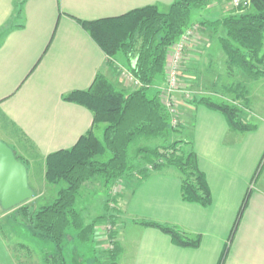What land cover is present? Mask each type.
<instances>
[{"label": "crops", "instance_id": "0c3cea01", "mask_svg": "<svg viewBox=\"0 0 264 264\" xmlns=\"http://www.w3.org/2000/svg\"><path fill=\"white\" fill-rule=\"evenodd\" d=\"M173 2L0 0L2 141H19L22 150L44 162L50 154L71 149L91 130L95 134L99 128L101 133V125L93 127L90 111L63 101V96L89 89L98 74L117 86L113 63L120 58L109 59L77 20L116 18L147 6L162 11ZM229 6L227 0L216 1L195 11L192 21L196 24L216 20L232 11ZM215 43V38L202 27L185 52L182 63L187 65H182V75L191 68L195 79L200 71L207 72L216 59L223 60ZM242 85L246 103L264 95V78L246 80ZM259 108L264 111V105ZM179 124L181 132L172 140L191 146L205 176L211 204L202 207L184 202L180 195L181 176L173 168L152 173L141 183L121 181L125 192L118 198L121 203L114 239L119 247L116 264H219L227 246L223 264H264V122L256 121L252 131H236L222 113L181 102ZM261 165V174L255 181L258 186H251ZM247 195V206L229 243ZM144 221L200 236V244L195 249L178 247L159 230L137 224ZM96 233L93 229L100 262L109 264L108 248L100 243L106 241L105 234Z\"/></svg>", "mask_w": 264, "mask_h": 264}, {"label": "trees", "instance_id": "16d2710c", "mask_svg": "<svg viewBox=\"0 0 264 264\" xmlns=\"http://www.w3.org/2000/svg\"><path fill=\"white\" fill-rule=\"evenodd\" d=\"M216 1L219 0H174L162 11L147 6L116 18L77 20L109 59L119 57L125 61L127 69L141 86L131 91L123 90L98 74L89 89L63 96V101L90 111L93 127L102 125V130L100 137L91 130L71 149L45 158L44 181L56 188L53 200H46L34 211L23 204L16 207L17 215L12 220L28 228L33 238L54 245V255L42 254L43 264L57 261L64 264L62 251L64 242L70 240L71 229H80L78 235L82 239L87 232L93 233L97 224L114 222V214H108L83 227L76 204L82 188L91 182H99L107 189L109 201L112 188L121 181L141 183L152 173L173 168L181 176L180 195L184 202L202 207L211 204L205 176L197 166L191 146L181 140H172V136L181 132V125L176 128L170 125L169 114L157 88L165 83L170 50L192 25H198L200 29L205 27L215 38L218 50L224 56L228 76L240 75L251 81L264 78V0H250L247 9L232 10L213 21L193 23L195 11L204 10ZM226 92L235 95L234 101L241 100L246 104L242 84L233 82L226 87ZM189 103L222 113L232 130L247 132L255 129V125L244 121L242 110L236 103L195 96ZM137 140H155L156 143L147 147ZM132 144L134 153L129 157ZM247 202L248 195L241 205L229 243ZM137 224L159 230L181 248L195 249L200 244V236H189L168 225L152 221ZM108 241L112 246L107 255L109 264H116L119 247L112 231L108 233ZM227 249L228 246L219 264H223Z\"/></svg>", "mask_w": 264, "mask_h": 264}, {"label": "rangeland", "instance_id": "374dc122", "mask_svg": "<svg viewBox=\"0 0 264 264\" xmlns=\"http://www.w3.org/2000/svg\"><path fill=\"white\" fill-rule=\"evenodd\" d=\"M229 8L233 10L232 7L229 6ZM198 31L194 37L199 35L202 29H199ZM215 45L217 46V43H215ZM218 52L222 55L223 60L216 59V61L212 63L213 66L207 72L206 70L200 71V73H198L199 75L195 76V79L193 78L195 74L193 75L194 72L191 68L185 70L187 73L185 76L181 73V86H188L193 92V96L197 98L205 97L216 101L236 103L235 105H238L241 108L243 119L247 123L254 125L256 121L264 122V111L261 112V109L259 108L261 105H264V95L260 94L256 100L245 104L244 101L241 100L234 101L235 95L226 92V87H228L231 83L235 82L242 84L246 81V79H243L240 75H236L234 78L228 76L224 65V56L221 50ZM116 62L117 63L113 64L117 70L116 76L119 81L117 86L127 91L134 89L132 85H130V83L121 75L120 68L123 67L126 69L127 64L122 58ZM181 65H183V63H181ZM186 65L184 64L183 66ZM189 72H192V74ZM262 90L264 91V88ZM257 91L261 92V90ZM245 93L246 90H244V99L246 97ZM258 117H261L262 120L259 121ZM98 130L99 128L95 134L100 137L99 135L101 133ZM0 136L2 137L4 135L1 133ZM1 137L0 141H2ZM2 142L10 149L14 150L16 155L26 164L27 169L29 170L28 183L34 191V196L32 199L23 203V205L28 206L31 211H34L42 206L46 200H53L52 198L55 195L56 188L47 185L44 181V162L40 159H36V157L32 156L31 153H27L22 150L20 148L19 141L16 142V140L5 138V141ZM136 142H140L141 145L147 147H152L156 143L155 140H137ZM8 144H12L13 146L10 147ZM133 145L134 144L129 147V157L134 153ZM261 168L262 165L258 169L251 186H258L255 181L261 174ZM119 184L112 188V194L109 195V201H107V189L99 182H91L84 186L77 199L76 209L80 215L83 227L90 225L93 220L98 217L114 214L115 220L113 223L108 221L101 222L94 227V229L97 230L96 234H99L100 236L105 234L104 238H106V241H102L100 243H102V246H106V248H108V244L111 246V243L108 241V233L112 231L115 239L116 230L120 223L117 220L119 203H121L118 198L124 195L125 187ZM123 184H125L124 181ZM16 215V208L7 212H3L0 209V264H43L44 254L50 253V256L55 254L54 245L33 238L28 228L18 225L12 220L13 218H16ZM109 228L110 231L108 230ZM80 232V229L70 230V240H66L64 242L62 251V255L65 260L64 264H101L93 240L95 236H93L92 232H87L85 237L81 239L78 235ZM108 251H110L109 248ZM51 264L63 263L57 261L51 262Z\"/></svg>", "mask_w": 264, "mask_h": 264}, {"label": "built area", "instance_id": "2783aa9c", "mask_svg": "<svg viewBox=\"0 0 264 264\" xmlns=\"http://www.w3.org/2000/svg\"><path fill=\"white\" fill-rule=\"evenodd\" d=\"M227 2L235 11H242L250 6V0H227ZM199 29L200 27L198 25H192L172 47L167 57L165 83L157 88L160 100L169 114L170 125L173 128H176L179 125V108L181 102H189L193 97V92L188 86H181V63L183 62L188 45L193 39L197 38L198 35L196 37L194 36ZM120 70L122 77L126 79L134 89L141 86L139 81L127 68L124 69L122 67ZM179 95L181 96L180 100ZM108 230L110 231V228ZM108 248L111 250L112 246L108 244Z\"/></svg>", "mask_w": 264, "mask_h": 264}, {"label": "water", "instance_id": "95a60500", "mask_svg": "<svg viewBox=\"0 0 264 264\" xmlns=\"http://www.w3.org/2000/svg\"><path fill=\"white\" fill-rule=\"evenodd\" d=\"M34 192L28 183L26 166L13 151L0 141V208L10 211L32 199Z\"/></svg>", "mask_w": 264, "mask_h": 264}]
</instances>
